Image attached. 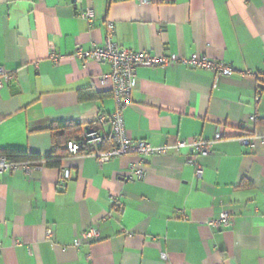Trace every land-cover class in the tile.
Masks as SVG:
<instances>
[{
	"label": "crops",
	"instance_id": "crops-1",
	"mask_svg": "<svg viewBox=\"0 0 264 264\" xmlns=\"http://www.w3.org/2000/svg\"><path fill=\"white\" fill-rule=\"evenodd\" d=\"M89 9L91 23L81 18ZM107 22L120 48L197 54L238 72L214 81L183 66L138 68L123 110L128 138L155 148L216 132L225 140L197 158L200 178L189 148L145 158L142 181L131 175L140 163L132 154L3 173L0 264H264V145L233 140L244 124L264 134V0H0V68L14 76L0 87V149L46 156L52 126L67 123L96 125L103 149L113 147L110 123L97 125L115 110L99 82L109 67L72 57L103 45ZM81 92L94 96L79 101ZM222 213L229 227L208 226ZM88 231L97 238L77 246Z\"/></svg>",
	"mask_w": 264,
	"mask_h": 264
},
{
	"label": "built area",
	"instance_id": "built-area-1",
	"mask_svg": "<svg viewBox=\"0 0 264 264\" xmlns=\"http://www.w3.org/2000/svg\"><path fill=\"white\" fill-rule=\"evenodd\" d=\"M139 2L141 4H147L148 0H139ZM81 18L91 23L94 19V13L89 9L81 15ZM113 38L114 26L111 22H107L105 43L103 45H95L90 51H83L78 48L72 55L73 59L76 60L83 62L92 61L98 65L105 64L109 67V72L101 75L99 82L102 86H108L115 103V110L108 118L101 115L98 118L97 125L104 126L107 122L110 123V138L113 142V147L106 151L101 150L104 144V138L95 129L86 127L81 129L79 135L74 140L66 144L69 157L92 156L102 162L125 155H136L140 158V163L138 168L132 170L131 175L136 180L142 181L145 178V172L142 170V164L145 158L164 155L169 150L178 152L183 148H189L194 154V157L188 159L187 164L194 167L195 176L200 178L203 169L198 164L197 158L208 156L211 153L212 146L217 142L225 140V138L221 132H216L210 140L179 141L172 147L163 146L158 148L150 146L145 141H132L128 138L123 121V110L129 105L130 95L137 86L136 70L140 67L168 68L171 66H183L193 70L210 72L214 75V81L233 76L238 72L229 65L209 60L207 57L197 54H192L187 58H179L176 56L165 58L154 57L146 52H134L120 48L114 43ZM50 60L58 63L60 58L55 54H51ZM240 75L242 78L254 76L251 72L241 73ZM13 79L14 76L11 72L0 68V87L3 83L11 82ZM254 120V117L249 118L250 122ZM247 131L248 126L246 124L242 125V135L233 140L248 148H254L256 143L264 145V134L259 136L250 135ZM33 168H35L33 165L14 164L8 162L5 158H0V175L16 170H23L29 174ZM69 177V171H63L62 182L67 181ZM129 180H131V177ZM232 222L233 220L228 214L222 213L215 220L208 222V226L214 229L226 228ZM50 235L51 232L48 230L47 237H50ZM96 238L97 234L94 231H88L77 239L76 244L79 246L85 240ZM161 258L165 260L163 254Z\"/></svg>",
	"mask_w": 264,
	"mask_h": 264
},
{
	"label": "trees",
	"instance_id": "trees-1",
	"mask_svg": "<svg viewBox=\"0 0 264 264\" xmlns=\"http://www.w3.org/2000/svg\"><path fill=\"white\" fill-rule=\"evenodd\" d=\"M93 96V93L81 92L78 95V99L79 101H84L91 99ZM88 128H93L98 131L96 125L88 126ZM51 131L53 133V144L48 155L41 156L26 150L0 149V158H5L8 162L14 164H28L60 169L63 161L69 157L66 144L76 138L79 134L80 126L72 123L57 124L52 126ZM103 148L101 150L106 151Z\"/></svg>",
	"mask_w": 264,
	"mask_h": 264
}]
</instances>
